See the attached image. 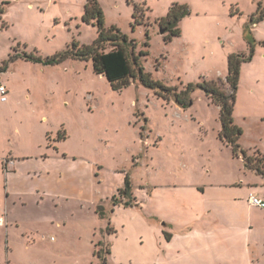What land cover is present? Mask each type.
Wrapping results in <instances>:
<instances>
[{
  "label": "rangeland",
  "instance_id": "obj_1",
  "mask_svg": "<svg viewBox=\"0 0 264 264\" xmlns=\"http://www.w3.org/2000/svg\"><path fill=\"white\" fill-rule=\"evenodd\" d=\"M96 1L104 26L132 40L137 55L146 53L142 65L154 80L178 93L214 80L230 92L222 70L231 52L248 53L244 36L257 0ZM86 2L0 0V83L7 90V101H0V264H178L154 254L150 226L172 219V212L162 192L156 199L146 195L147 185L167 184L174 175L232 179L243 173L242 163L218 138V107L199 88L183 110L140 84L112 90L90 60L44 62L73 41L94 42L96 26L81 20ZM175 3L189 14L178 23L180 36L166 41L156 20ZM134 4H143L140 24H134ZM250 29L264 33V19ZM259 52L240 67L233 113L243 130L240 144L254 161L261 157L250 150L254 143L264 154ZM51 156L63 162L56 166ZM10 158L34 168L31 181L22 174L8 181ZM67 161L94 163L96 171L91 178L79 171L77 185L63 188ZM100 166L129 174L132 205L124 206L129 199L118 191L124 180L114 194L109 174L99 187ZM31 182L38 191L18 193Z\"/></svg>",
  "mask_w": 264,
  "mask_h": 264
},
{
  "label": "crops",
  "instance_id": "obj_2",
  "mask_svg": "<svg viewBox=\"0 0 264 264\" xmlns=\"http://www.w3.org/2000/svg\"><path fill=\"white\" fill-rule=\"evenodd\" d=\"M251 32L256 42H264V33H257L252 29ZM258 50L259 55L260 53L262 55L261 59L264 60V45L257 44L250 63L255 60ZM232 53H247V50L233 51L230 54ZM223 75L224 77L227 75V69L222 70ZM250 95L254 96L255 92H251ZM240 145L248 151L242 144ZM258 147L254 143L250 150H256L264 157ZM51 157L55 158L56 166L63 162L61 157ZM239 161L242 163L243 173L232 179L206 175L194 178L196 180L192 178V181V176L185 178L174 175L172 181L167 184L147 185L146 195L156 199L162 192L161 195L165 197L164 206L172 212V219L162 217L163 222L159 220L158 224L150 226L155 235L154 254L163 253L176 260L178 264H264V209L248 203L250 195L264 201V175L258 174L254 169L245 168L241 158ZM66 163L68 177L66 184L62 183L63 188L72 189L77 185L79 171H82L81 176L86 175V178H91L96 171L95 164L88 161L79 164L73 161ZM32 168H25L10 158L7 165V170L10 169L7 171L8 181L18 179L21 174L31 181L35 174ZM100 168L102 169L101 173H98L99 187L104 176L109 174L115 181L111 189L114 194L121 187L125 173L104 170L101 166ZM12 187L17 188L14 183ZM24 187L20 185L21 192H14L24 194L26 191L36 192L39 189L32 182L30 187L29 184ZM90 187L91 182H88V192L91 191Z\"/></svg>",
  "mask_w": 264,
  "mask_h": 264
},
{
  "label": "trees",
  "instance_id": "obj_3",
  "mask_svg": "<svg viewBox=\"0 0 264 264\" xmlns=\"http://www.w3.org/2000/svg\"><path fill=\"white\" fill-rule=\"evenodd\" d=\"M5 4V3H2ZM143 4H134L133 20L134 24L141 23V17L138 16ZM4 13V9L0 7V18ZM189 14L186 5L172 4L164 17L156 20L160 30L165 34V40L170 41L173 37L180 36L178 23L182 18ZM264 19V2L257 0V10L249 20L245 32V40L249 45L248 53H232L227 57V75L225 83L230 89L226 92L220 87L217 81H204L202 84H188L184 91L178 93L176 89L163 85L160 81L154 80L151 74L145 71L142 65V56L146 55L141 51L137 55L135 53V44L129 40L127 36L122 34L119 29L114 26L106 28L103 23L102 13L98 7L96 0H87L84 5V13L81 18L82 22L96 26L97 37L90 45H81L77 41H73L67 45L64 50L52 57L44 59L45 63L55 64L66 59L74 60H90L93 72L101 75L107 80L109 86L114 91H120L132 83L140 84L150 89L155 95L164 101L172 100L176 106L185 110L192 104L191 92L196 87L204 92L211 100L212 104L218 107V116L220 122V130L218 138L226 146L230 147L234 157L241 158L245 168L254 169L258 174L264 175V157L255 161L247 155L239 144L242 129L234 123L233 113L235 106V94L239 83L240 67L243 63L250 62L257 44L264 45V42H256L251 33L250 25L259 23ZM25 59L40 61V57L33 55H24ZM65 137L60 136L58 139L63 140ZM119 194H124L129 201L124 206L132 205L133 195L131 193V185L129 174L125 175L124 188L119 189ZM113 204H117V199L112 200ZM102 217V215H101ZM168 239L167 236H165Z\"/></svg>",
  "mask_w": 264,
  "mask_h": 264
},
{
  "label": "built area",
  "instance_id": "obj_4",
  "mask_svg": "<svg viewBox=\"0 0 264 264\" xmlns=\"http://www.w3.org/2000/svg\"><path fill=\"white\" fill-rule=\"evenodd\" d=\"M6 94H7V90H6L5 85L3 83H0V101L1 102H6L7 101ZM248 203L251 206H254V207H257V208H260V209H264V201L258 199L257 197H255L253 195L249 196Z\"/></svg>",
  "mask_w": 264,
  "mask_h": 264
},
{
  "label": "water",
  "instance_id": "obj_5",
  "mask_svg": "<svg viewBox=\"0 0 264 264\" xmlns=\"http://www.w3.org/2000/svg\"><path fill=\"white\" fill-rule=\"evenodd\" d=\"M160 33L162 34V33H164V31H163V30H161V31H160Z\"/></svg>",
  "mask_w": 264,
  "mask_h": 264
}]
</instances>
